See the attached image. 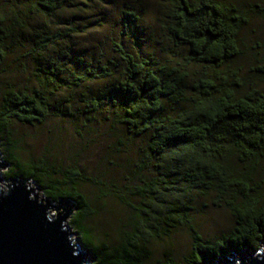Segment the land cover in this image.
I'll return each instance as SVG.
<instances>
[{"label": "trees", "instance_id": "obj_1", "mask_svg": "<svg viewBox=\"0 0 264 264\" xmlns=\"http://www.w3.org/2000/svg\"><path fill=\"white\" fill-rule=\"evenodd\" d=\"M113 4L104 44L70 41L105 28L106 13L89 19ZM147 13L140 0H0V73L17 53L18 67L33 64L27 84L0 90L3 175L73 205L69 223L93 264H180L169 249L154 262L150 249L184 226L192 242L184 264L256 251L264 240V48L250 33L264 20V0H156L150 25ZM54 119L69 120L80 139L108 127L117 158L107 171L120 176L86 175L74 159L57 166L50 146L21 158L12 124ZM197 196L230 213L227 232L207 240L197 231ZM110 197L122 209L118 221L106 216Z\"/></svg>", "mask_w": 264, "mask_h": 264}, {"label": "rangeland", "instance_id": "obj_2", "mask_svg": "<svg viewBox=\"0 0 264 264\" xmlns=\"http://www.w3.org/2000/svg\"><path fill=\"white\" fill-rule=\"evenodd\" d=\"M130 1L135 2V0ZM140 1L143 2L144 6L148 10L147 24L150 25V19H155L153 12H155L156 0ZM96 7L98 12L99 10L101 11L99 13H94L93 18L89 20L100 22L102 13H106L107 17L103 16L106 27L97 29V26L95 25L94 29L92 28L89 32L87 31L85 33L86 37H74L70 40L71 42H76V44H78L80 40H86V42H89V45L84 46H88L90 50H92V48L95 47L94 45L97 43L104 44L108 36L112 37L111 30H113L115 26V18L117 17L115 4L111 6H104L103 8L99 6ZM255 28L257 29L256 32L250 33V35H255L256 40L262 41L264 48V20H260L256 24ZM108 50L109 46L106 44L102 54H108ZM21 54L22 53H17L13 57H10L5 63L6 67L8 68L3 67L5 68V72L1 71L0 73V90H2V87L6 84H19L24 86L28 83L27 79L29 78L33 64L32 62H23L22 60L21 62L23 63V67H18V63L14 62V58L20 56ZM94 87H96V85H94ZM11 131L15 135V138L19 139L17 154L21 156V158L23 157V159H26V156L39 157L43 153L44 149L47 146H50L52 150L51 154L54 156L52 157V160L56 162L57 166L66 167L71 163V161L73 162L74 159L77 161V164L80 165L83 170H85L84 173L86 175H101L103 179L112 177L117 178L120 176V172H115L114 170L111 172L107 171V162L112 161L113 157L116 159L117 156H111L110 146L114 139L112 138V134L109 132L108 127L106 126H102L101 130L98 132L95 131L90 135H85L84 139H80L79 136L76 135L73 124H71L69 120L61 119L51 120L47 125L37 128L14 123L11 126ZM0 159L2 160L1 156ZM6 170L0 172V179L4 185H6L7 181L10 180L3 175V173L7 172ZM14 178L17 180V177ZM20 179H22L24 182L28 180L29 182L35 184V186L40 189L39 195L42 197V199H46L48 202H50V204L56 206L55 203H52L44 195L41 187H39L35 181L31 179H24L23 177H20ZM85 190L89 193L93 192L88 189ZM197 197L196 203L193 204V211L190 212V215L193 218L192 222L197 228V231L203 236L204 239L207 240H212L222 233L227 232L232 227V218L230 213L222 207L213 205L212 201H214V199L211 196ZM105 211L106 216L112 218L113 221H118L121 218V215H123L122 209L118 205V202L111 197L106 200ZM104 219L105 217L102 216V222L99 220L95 221H99L98 224H101L103 223ZM70 221L71 217L67 219L70 232L75 233L76 240H79L78 233L76 230L72 229V225L69 223ZM191 245L192 242L189 232L187 231V226L178 227L168 237H164L160 241H157V243L152 244L150 250L153 257L151 260L154 262L163 260L165 250L169 249L174 260L177 263L184 264V259L191 251Z\"/></svg>", "mask_w": 264, "mask_h": 264}, {"label": "water", "instance_id": "obj_3", "mask_svg": "<svg viewBox=\"0 0 264 264\" xmlns=\"http://www.w3.org/2000/svg\"><path fill=\"white\" fill-rule=\"evenodd\" d=\"M7 167L0 159V172ZM1 181L0 264L93 263L90 251L70 232L67 219L73 205L63 201L53 206L42 199L35 184L20 177L6 185ZM210 264H264V240L256 251L248 247L224 250Z\"/></svg>", "mask_w": 264, "mask_h": 264}]
</instances>
